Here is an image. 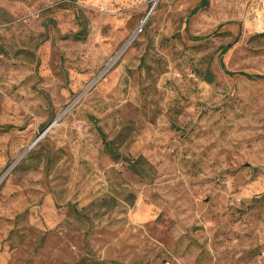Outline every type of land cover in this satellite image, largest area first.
<instances>
[{"label":"rangeland","instance_id":"374dc122","mask_svg":"<svg viewBox=\"0 0 264 264\" xmlns=\"http://www.w3.org/2000/svg\"><path fill=\"white\" fill-rule=\"evenodd\" d=\"M262 32L264 0H0V264H264Z\"/></svg>","mask_w":264,"mask_h":264},{"label":"trees","instance_id":"16d2710c","mask_svg":"<svg viewBox=\"0 0 264 264\" xmlns=\"http://www.w3.org/2000/svg\"><path fill=\"white\" fill-rule=\"evenodd\" d=\"M240 76H243L244 78L247 79H261V76L259 75H255V76H251V75H246V74H239ZM206 81L207 82H212V76L211 74L207 73L206 74ZM102 144H103V148L104 150L112 157V158H117L118 155L112 150L111 145L109 142H106L105 138L102 139Z\"/></svg>","mask_w":264,"mask_h":264},{"label":"water","instance_id":"95a60500","mask_svg":"<svg viewBox=\"0 0 264 264\" xmlns=\"http://www.w3.org/2000/svg\"><path fill=\"white\" fill-rule=\"evenodd\" d=\"M262 33H264V32H262Z\"/></svg>","mask_w":264,"mask_h":264}]
</instances>
